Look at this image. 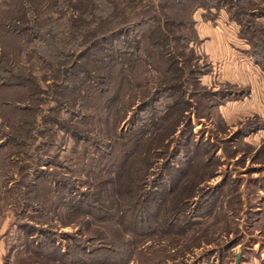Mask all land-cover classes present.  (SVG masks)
Instances as JSON below:
<instances>
[{
  "label": "trees",
  "instance_id": "16d2710c",
  "mask_svg": "<svg viewBox=\"0 0 264 264\" xmlns=\"http://www.w3.org/2000/svg\"><path fill=\"white\" fill-rule=\"evenodd\" d=\"M23 4L17 19L6 24L17 37V49L0 45V71L5 74L0 73V94L7 90L0 97V139H5L0 148L21 146L20 153L26 158L20 154L15 159L17 166L39 163L36 170L41 173L43 167L58 165L52 159L56 153L44 151L46 157L32 153L41 139L44 147L73 140L74 152L89 149L91 153L81 169L77 170V162L70 165L66 173L71 178L59 182L47 174L53 186L43 197L36 194L39 182L22 180L27 184L24 187L33 186L29 194L35 203L17 200L21 209L16 213L17 230L28 234L34 230L32 222L50 240L52 229L75 225L80 238H90L89 244L97 242L96 249L87 253L92 255L124 246L133 255L137 249H162L163 237L180 231L184 241L165 246L164 251L175 252V260L185 259L198 247L186 241L195 237L190 235L195 225L189 224V208L174 201L164 211L151 209L152 193L157 182L161 183L178 121L183 123L186 118L184 110L168 107L163 116L156 115L150 128L139 125L137 117L166 86L167 74H196L191 43L198 37L197 10L225 7L233 19L247 18L243 35L259 53L264 37L258 34L254 20L264 16V0H24ZM140 29L135 37L116 45L120 36ZM112 44L114 49L107 46ZM17 88L28 90L22 94L24 101L18 99L22 91H10ZM170 111L173 119L167 118ZM126 122L128 129L123 127ZM189 183L183 184L180 196L194 188ZM80 187L86 188V194ZM195 196L189 198L196 200ZM95 204L108 217L88 210ZM82 206L87 209L81 210ZM176 206L180 210L172 212ZM151 221L155 225L148 227ZM33 238L31 233L17 238V264H25V259L26 264H90L68 261L70 253L63 249L61 256L57 251L51 254L42 249V241ZM153 242V247L148 246Z\"/></svg>",
  "mask_w": 264,
  "mask_h": 264
},
{
  "label": "rangeland",
  "instance_id": "374dc122",
  "mask_svg": "<svg viewBox=\"0 0 264 264\" xmlns=\"http://www.w3.org/2000/svg\"><path fill=\"white\" fill-rule=\"evenodd\" d=\"M23 1L0 0V45L8 50L15 51L18 41L6 24L17 19L23 10ZM195 18L198 37L191 46L197 60L191 64L194 63L192 67L196 74L189 77L175 72L167 74L166 86L138 114L137 119L139 125L144 123L150 128L156 121V115L163 116L168 107L184 110L186 118L183 123L178 121L176 140L165 158L161 183L157 182L152 193L151 209L155 213L161 209L164 211L166 205L171 207L174 201L177 206L186 205L189 208V224L195 225L190 235L195 234L196 237L186 241L190 246L196 243L198 247L183 260L173 259L175 252L171 250V254H166L165 246L174 247L180 244L178 240L184 241L180 231H173V234L167 235L168 238L163 237L162 249H137L140 254L133 255L124 246L112 251H97L92 255L87 253L96 249L97 242L89 244L90 238L89 241L85 236L80 238L75 225L52 229L53 234L48 240L45 235H40L39 226L29 222L34 230H29L28 234L45 244L43 250L46 248L51 254L57 251L61 256L63 249L70 253L66 258L68 261L90 264H264V49L259 53L253 50L250 41L243 35L246 33L243 23L247 18L241 21L233 19L225 7L199 9ZM254 21L258 34L264 37V16ZM140 31L120 36L116 45H122L129 36L135 37ZM256 40L261 42L259 38ZM107 46L114 49L113 44ZM0 73L5 75L2 71ZM10 91H22L18 99L24 101V88ZM3 93L5 97L7 90L1 91V98ZM171 113L167 114V118L172 117ZM42 125L46 127L47 122ZM126 125L127 122L123 127L128 129L130 126ZM4 143L5 139L1 138L0 147ZM41 143L42 139L34 144L32 153L43 157L49 156L46 152L56 153L52 159L58 163L54 167H43L44 173L36 170L39 163L32 161L28 167L17 166L15 159L23 151L21 146L0 148V264H17V238L28 236L17 230L15 225L19 221L16 213L21 211L17 200L25 198L28 203H35L32 194H29L33 186L24 187L27 184L22 180L39 182L40 189L36 194L43 197L49 192L48 187L53 186L46 180L47 174L51 175V179L56 177L59 182L71 178L66 173L70 165L77 162V170L81 169L91 153L89 149L86 153L74 152L73 140L66 145L58 143L55 147H44ZM116 158L121 160V156ZM188 180L194 188L187 191L188 195L180 196V189ZM80 189L86 194L85 187ZM191 194L197 195L196 200L189 198ZM94 206L88 210L100 216L105 213L106 216L107 212L101 211L98 204ZM177 206L172 212L180 210ZM83 208L87 209L82 206L81 210ZM148 224V227H153L155 222ZM81 241L84 243L76 247V242ZM154 242L148 246L153 247ZM23 262L26 264L27 260Z\"/></svg>",
  "mask_w": 264,
  "mask_h": 264
}]
</instances>
